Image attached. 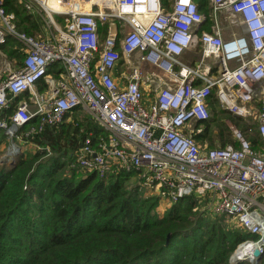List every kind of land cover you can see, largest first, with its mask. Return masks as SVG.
Returning <instances> with one entry per match:
<instances>
[{
	"label": "built area",
	"instance_id": "2783aa9c",
	"mask_svg": "<svg viewBox=\"0 0 264 264\" xmlns=\"http://www.w3.org/2000/svg\"><path fill=\"white\" fill-rule=\"evenodd\" d=\"M19 1L42 17L49 34L20 30L0 0V47L14 38L24 49L22 63L0 76V111L16 102L0 117L6 161L22 153L24 135L83 108L109 133L97 143L85 137L77 165L102 175L135 169L147 192L170 203L193 193L207 198L253 234L230 261L256 264L264 253V0H210L209 28L195 0H92L86 9L84 0H58L61 10L50 0ZM224 20L238 29L227 33ZM198 47V60L184 58ZM58 63L54 76L49 69ZM213 91L223 108L256 118L261 149L234 123L236 144L196 138L194 123L211 118Z\"/></svg>",
	"mask_w": 264,
	"mask_h": 264
},
{
	"label": "trees",
	"instance_id": "16d2710c",
	"mask_svg": "<svg viewBox=\"0 0 264 264\" xmlns=\"http://www.w3.org/2000/svg\"><path fill=\"white\" fill-rule=\"evenodd\" d=\"M195 1L209 28L210 0ZM4 3L16 13L20 30L39 33L37 15L19 0ZM60 69L58 63L49 71L58 76ZM39 88H47L45 80ZM15 105L1 110L0 117H8ZM209 107L211 118L194 123L200 142L212 136L215 114H229L221 120L224 129L227 119L244 120L223 108L215 91ZM82 109L76 108L71 119L66 116L59 124L24 135L37 146L34 152L11 163L0 156V264H253L230 261L237 244L253 234L228 220L225 212L201 210L196 194L180 197L160 213V195L147 192L137 170L115 168L102 175L77 165L76 150L85 137L97 143L109 133ZM37 123L35 117L29 125ZM243 130L253 147L261 149L258 125L246 123ZM5 136L0 130V141ZM231 137L226 143L225 136L221 146L236 144L232 132ZM256 264H264V253Z\"/></svg>",
	"mask_w": 264,
	"mask_h": 264
},
{
	"label": "rangeland",
	"instance_id": "374dc122",
	"mask_svg": "<svg viewBox=\"0 0 264 264\" xmlns=\"http://www.w3.org/2000/svg\"><path fill=\"white\" fill-rule=\"evenodd\" d=\"M91 2H92V0H84L83 5H81V9L84 8V7H87V6H91ZM49 3L51 4V6L53 5L54 7H56V5H60L61 7L64 8L63 2L58 4L56 2V0H50ZM35 15H37V17L40 18L39 14L35 13ZM60 22L62 23V21H60ZM226 23H227V21L224 20L223 21V25H224V29H225V31L227 33H229L230 31H233V30L236 31L238 29L236 27H234V29L231 28V27H228ZM38 34L41 35L40 33H38ZM38 34H36V35H38ZM197 49L198 50H195L194 52H187L185 54L184 58L187 59V60H190L192 62H195L196 60H198L200 58L201 51H200V47H198ZM6 55L7 54H6V51L4 50V48L3 47L0 48V76L6 75V71H4L3 67H6V64L8 63V61L10 59L8 57V55L7 56ZM11 67L12 68L14 67L13 64L11 65ZM117 69L121 70V67L119 66ZM258 105H259V103L255 104V109L258 108ZM82 111H84V113H86L85 115H88V111L87 110L82 109ZM216 115H217V118L214 119L215 121H214V123L211 126L212 132H213L212 136L210 137L211 140H210V138H208L204 142V143L208 144L209 146H211V145L212 146H221V145H223L225 143V141H223L225 136H227V139H228L226 141V143L230 142L232 140V137H231L232 130H231V128L228 127V129H224L225 126L223 125L224 127L222 128V124H221V122H222L221 120L222 119H226L227 117H229V114H222V115L215 114V116ZM69 118L71 119V117H69ZM231 123H234L237 127L243 128V127H246V123H249L252 126H256L257 121H256V118L253 115H251V116H248L246 119L244 118V120L232 121L230 119H227V125L229 126ZM228 131H229V133H228ZM253 132H255V131H253ZM251 135H253V133ZM8 143H9V140H8L7 136H5V139H2L0 141V156H1V159L3 161L6 160L4 158V154H5V152L8 149L7 148L8 147ZM21 145H22V153L21 154L27 153V152H34L35 149H37V146L35 144H33L31 142H26L25 139H22ZM156 192H154L152 194H156ZM200 202H202L201 210H208V211H211V212L217 213V214L222 213V212H216L213 209V207L211 205V202H209V200L207 198L201 197L200 198ZM170 205H171V203L169 202V200L166 197L165 198L163 197L162 200H160V205L158 207L159 212L163 213L166 210V208L169 207ZM228 220H231V219H228Z\"/></svg>",
	"mask_w": 264,
	"mask_h": 264
},
{
	"label": "crops",
	"instance_id": "0c3cea01",
	"mask_svg": "<svg viewBox=\"0 0 264 264\" xmlns=\"http://www.w3.org/2000/svg\"><path fill=\"white\" fill-rule=\"evenodd\" d=\"M56 2L58 4L62 3L61 1H58L56 0ZM210 3V2H209ZM53 6V5H52ZM90 6H87V7H84V9L86 8H89ZM55 8H63L61 7L60 5H56ZM33 13V12H32ZM35 14V13H34ZM40 16V15H39ZM38 21L40 22V31L39 33L42 34V35H45L47 36L49 34L48 32V28L46 27L42 17L40 16V18L38 17ZM13 39V38H12ZM11 40V39H10ZM8 41L6 44L2 45L0 48H4V50L6 51V54L8 55V57L10 58L8 63L6 64V67H3L4 71H6L8 68H12L11 65L13 64L14 67H18L21 63H22V60H23V57H24V49L22 47V45L20 44V42H18L17 40H14V41ZM18 43H17V42ZM17 44V45H16ZM19 50H18V49ZM18 50L19 53L15 50ZM6 55V56H7ZM9 65V66H8ZM118 71V70H117ZM27 93H24L22 95H20L19 97L20 98H27L28 95H26ZM31 105V108L34 109L35 108V105L33 103L30 104ZM33 143V142H31ZM34 144V143H33Z\"/></svg>",
	"mask_w": 264,
	"mask_h": 264
},
{
	"label": "bare ground",
	"instance_id": "6f19581e",
	"mask_svg": "<svg viewBox=\"0 0 264 264\" xmlns=\"http://www.w3.org/2000/svg\"><path fill=\"white\" fill-rule=\"evenodd\" d=\"M55 8V7H54ZM56 10H61V9H59V8H55ZM82 9H84V8H82Z\"/></svg>",
	"mask_w": 264,
	"mask_h": 264
},
{
	"label": "water",
	"instance_id": "95a60500",
	"mask_svg": "<svg viewBox=\"0 0 264 264\" xmlns=\"http://www.w3.org/2000/svg\"><path fill=\"white\" fill-rule=\"evenodd\" d=\"M257 253H258V251H257Z\"/></svg>",
	"mask_w": 264,
	"mask_h": 264
}]
</instances>
